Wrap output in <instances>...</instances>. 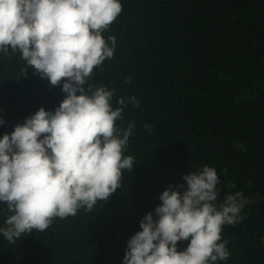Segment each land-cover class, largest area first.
<instances>
[{
    "label": "trees",
    "instance_id": "16d2710c",
    "mask_svg": "<svg viewBox=\"0 0 264 264\" xmlns=\"http://www.w3.org/2000/svg\"><path fill=\"white\" fill-rule=\"evenodd\" d=\"M121 3L103 33L116 37L114 56L89 83L114 91V109L121 97L140 101L116 121L122 131L135 124L124 151L134 167L92 211L55 218L14 243L0 235V264H123L161 194L205 165L220 178L218 203L236 192L246 201L243 221L223 228L231 255L217 264H264V0ZM65 96L19 52L0 54V138L40 108L54 112ZM9 215L0 204V227Z\"/></svg>",
    "mask_w": 264,
    "mask_h": 264
},
{
    "label": "clouds",
    "instance_id": "9594fccd",
    "mask_svg": "<svg viewBox=\"0 0 264 264\" xmlns=\"http://www.w3.org/2000/svg\"><path fill=\"white\" fill-rule=\"evenodd\" d=\"M122 10L121 0H0V54L19 52L41 78L62 84L66 93L54 112L40 108L0 138V204L11 213L0 235L10 243L45 231L55 218L75 216L81 208L92 211L121 187L123 171L134 167L124 151L135 124L122 131L116 121L123 119L124 107H139L140 101L121 97L117 103L123 107L114 109V91L89 83L94 68L114 56L116 37L103 33ZM183 181L170 185L162 203L141 219L142 230L128 241L123 264L228 260L222 232L243 221V194L218 203L221 181L207 165L189 171Z\"/></svg>",
    "mask_w": 264,
    "mask_h": 264
}]
</instances>
